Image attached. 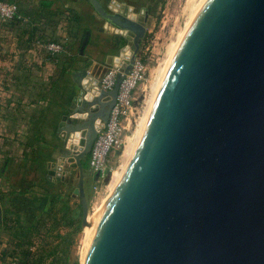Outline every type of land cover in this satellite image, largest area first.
Wrapping results in <instances>:
<instances>
[{"label": "water", "instance_id": "95a60500", "mask_svg": "<svg viewBox=\"0 0 264 264\" xmlns=\"http://www.w3.org/2000/svg\"><path fill=\"white\" fill-rule=\"evenodd\" d=\"M87 1L129 41L115 86L82 98L84 106L60 124L58 172L64 179L67 163L78 169L74 193L89 229L85 159L147 27L101 0ZM82 72L75 76L81 87ZM82 264H264V0L204 1Z\"/></svg>", "mask_w": 264, "mask_h": 264}, {"label": "crops", "instance_id": "0c3cea01", "mask_svg": "<svg viewBox=\"0 0 264 264\" xmlns=\"http://www.w3.org/2000/svg\"><path fill=\"white\" fill-rule=\"evenodd\" d=\"M8 1L26 20H0V264H32L28 253L37 257L36 250L63 237L57 226L60 208L75 200L74 190L67 188L70 172L63 179L57 168L65 142L63 116L84 106L82 98L100 93L103 75L121 65L129 41L87 0ZM101 1L141 19L147 30L160 2ZM39 40L62 41L66 48L53 54ZM82 69L83 87L75 77ZM51 169L56 173L50 174ZM39 198L54 202L41 208Z\"/></svg>", "mask_w": 264, "mask_h": 264}, {"label": "rangeland", "instance_id": "374dc122", "mask_svg": "<svg viewBox=\"0 0 264 264\" xmlns=\"http://www.w3.org/2000/svg\"><path fill=\"white\" fill-rule=\"evenodd\" d=\"M204 1L160 0L158 7L152 11L153 18L139 51L146 71L144 78L138 81L134 89L133 106L123 115V144L112 152L107 170L98 175L90 167V154L85 159L84 186L89 202L88 220L89 217L92 219V222L88 221V224L94 226L101 220L117 186L116 181L121 179L133 155L163 77ZM65 168L70 172L71 180L67 188L68 192H71L78 184L79 171L68 163ZM81 208V198L77 194L75 200L71 201L67 207L60 208L62 209L59 213L61 220L57 226L63 237L54 238L58 240V243H53L52 247L36 250L37 257L30 258L28 253L32 264H82L94 234L92 236V233L90 234L84 227ZM73 210H76L78 215L71 219Z\"/></svg>", "mask_w": 264, "mask_h": 264}, {"label": "built area", "instance_id": "2783aa9c", "mask_svg": "<svg viewBox=\"0 0 264 264\" xmlns=\"http://www.w3.org/2000/svg\"><path fill=\"white\" fill-rule=\"evenodd\" d=\"M0 20L4 22H21L26 17L20 12L17 5L8 0H0ZM39 44L44 46L53 54L61 53L65 50V42L52 40H39ZM118 68L112 67L103 75L101 84L104 89H112L116 84ZM145 66L141 55L135 60L132 70L122 81L117 103L111 110L108 122L101 128L90 152V167L96 172H105L112 152L123 144V115L133 106L135 96L134 89L138 81L144 78ZM12 264H20L14 261Z\"/></svg>", "mask_w": 264, "mask_h": 264}, {"label": "trees", "instance_id": "16d2710c", "mask_svg": "<svg viewBox=\"0 0 264 264\" xmlns=\"http://www.w3.org/2000/svg\"><path fill=\"white\" fill-rule=\"evenodd\" d=\"M59 199V198H58ZM54 201L53 200H50V199H45V198H39L38 202H37V205L40 204V207L42 208H46L48 205L52 204ZM63 206L62 207H67L68 206V202H63ZM81 207H82V204H81ZM75 209V208H73ZM82 213H83V210L81 208V216H82ZM76 215H78V212H76V210H73V213L71 215V219H74L76 217Z\"/></svg>", "mask_w": 264, "mask_h": 264}, {"label": "bare ground", "instance_id": "6f19581e", "mask_svg": "<svg viewBox=\"0 0 264 264\" xmlns=\"http://www.w3.org/2000/svg\"><path fill=\"white\" fill-rule=\"evenodd\" d=\"M187 31V30H186ZM176 53V52H175ZM174 57V56H173ZM166 74V73H165ZM164 78V77H163ZM144 127V126H143ZM139 141V140H138ZM137 144H138V142H137ZM137 144H136V146H137ZM136 146H135V148H136ZM135 148H134V150H135ZM133 153H134V151H133ZM131 158V157H130ZM129 158V159H130ZM128 165V164H127ZM118 182H119V179L116 181V184H118ZM99 216H100V214H98ZM97 215V216H98ZM90 216V215H89ZM95 218V217H94ZM97 218V217H96ZM100 219V218H99ZM89 222H92V219H91V217H89V220H88ZM94 221V220H93ZM94 224V223H93ZM98 225H99V222H96L95 224H94V226H92V227H90L89 229L87 228V230H89V232H90V234L92 233V236H93V234H95V232H96V230H97V228H98ZM88 240V239H87ZM89 242V241H88ZM85 250V249H84Z\"/></svg>", "mask_w": 264, "mask_h": 264}]
</instances>
